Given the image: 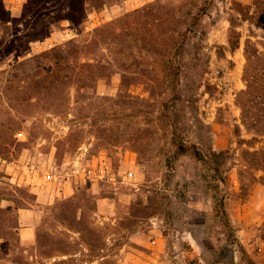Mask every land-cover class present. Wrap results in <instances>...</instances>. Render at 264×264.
Here are the masks:
<instances>
[{
	"label": "rangeland",
	"instance_id": "1",
	"mask_svg": "<svg viewBox=\"0 0 264 264\" xmlns=\"http://www.w3.org/2000/svg\"><path fill=\"white\" fill-rule=\"evenodd\" d=\"M263 65L264 0H0V264H264Z\"/></svg>",
	"mask_w": 264,
	"mask_h": 264
},
{
	"label": "trees",
	"instance_id": "2",
	"mask_svg": "<svg viewBox=\"0 0 264 264\" xmlns=\"http://www.w3.org/2000/svg\"><path fill=\"white\" fill-rule=\"evenodd\" d=\"M231 24L234 27V21L231 20ZM262 72V73H261ZM259 78H261L262 80L260 81H255L254 79L249 80V84H248V91H250V93H252L253 88L257 87V92L258 96L256 95L255 97V101L256 105L255 108L257 109L258 114H256V120L258 122H260V118H264V65L260 68V72H259ZM262 105V106H260ZM243 109L245 111V114L247 112V110L245 109V107L243 106ZM246 118V115H245ZM246 122V119H245ZM247 126H248V122H246ZM252 128V127H251ZM254 128V126H253ZM263 131L260 130H255L258 133L264 132V129H262ZM176 133V132H175ZM174 133V135H175ZM181 151L184 152V154L189 153L190 149L189 147H192L194 150L190 152L191 155H193L194 157H196L199 161L203 162V164H205L207 166L208 170H214L216 171V169L212 166V162H220V164H225L227 163V160L229 158V155H231L230 150H221V151H209L207 153H204L201 151V149H198L197 145H185L182 144L181 145ZM257 153L252 152V155H256ZM220 160V161H219ZM253 163H256L253 161ZM263 163V165H262ZM261 165H262V169H264V159L261 160ZM222 206H223V202H222ZM9 211L11 210V208L8 209ZM223 214H225V211H223ZM225 225L227 228L230 229V223L229 221L226 219L225 220Z\"/></svg>",
	"mask_w": 264,
	"mask_h": 264
},
{
	"label": "crops",
	"instance_id": "3",
	"mask_svg": "<svg viewBox=\"0 0 264 264\" xmlns=\"http://www.w3.org/2000/svg\"><path fill=\"white\" fill-rule=\"evenodd\" d=\"M54 197H55V195H54ZM32 224H34V222L31 223V225ZM31 227L32 226H29L28 228L22 229V231H21V236L23 238L22 240L24 242H29V241H33L34 240V239H32L33 238V234H32V228Z\"/></svg>",
	"mask_w": 264,
	"mask_h": 264
}]
</instances>
